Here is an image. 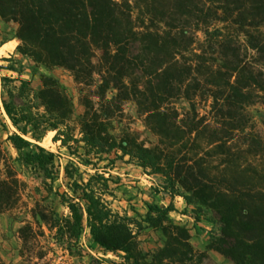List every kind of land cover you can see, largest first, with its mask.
<instances>
[{
	"label": "trees",
	"instance_id": "trees-1",
	"mask_svg": "<svg viewBox=\"0 0 264 264\" xmlns=\"http://www.w3.org/2000/svg\"><path fill=\"white\" fill-rule=\"evenodd\" d=\"M0 20L17 26L16 52L32 62L33 79L40 74L35 89L12 57L0 59L9 63L1 72L18 75L0 77L2 108L15 129L6 140L64 210L33 201L30 217L41 235L23 222L21 256L44 226L71 258L93 246L114 257L91 264H205L176 213L195 229H215L208 249L232 264H264V141L247 112L264 105V0H0ZM56 69L80 88L77 118L49 74ZM178 101L188 105L183 114ZM128 102L145 115L156 147L122 125ZM202 103L210 119L198 111ZM48 136L64 163L38 144ZM119 163L160 177L153 193L171 201L116 210ZM22 186L0 145V214L17 208ZM144 230L164 238L150 255L140 247ZM45 258L39 253L34 264H50Z\"/></svg>",
	"mask_w": 264,
	"mask_h": 264
},
{
	"label": "rangeland",
	"instance_id": "rangeland-1",
	"mask_svg": "<svg viewBox=\"0 0 264 264\" xmlns=\"http://www.w3.org/2000/svg\"><path fill=\"white\" fill-rule=\"evenodd\" d=\"M17 26L13 23H4L0 20V42L6 43L0 47V59H9L10 57L17 64V69L20 72V77L26 80H33V87L35 89L40 88V83L37 77L33 79L31 72L33 71L32 62L27 58H24L17 54L16 46L18 42L14 39V34ZM99 55V54H98ZM9 63L0 61V66L7 67ZM59 80L62 86L65 88L66 93L72 100L74 105V117L77 118L83 112V108L79 103V87L73 81V78L67 71L56 69L49 72ZM1 75H7L11 77H18L17 74L8 73L6 71H0ZM95 83L98 81V77L94 78ZM91 88L90 91H93ZM111 93H109V96ZM4 94L1 91L0 84V145L3 150V154L9 165L13 168L17 178L22 183L21 201L17 208L0 214V259L4 264H34L36 263V255L39 253H45V261L50 264H91L92 259H99L108 261L113 259V256L103 254L98 247L93 246L88 248L89 255L84 256L81 259L71 258L63 250L54 244L53 237L50 232L42 226L44 236H37L36 240H33L28 249L24 250V255L21 256L22 242L19 238V229L24 224L23 222H30L34 224L33 219L30 217V209L33 206V201L39 202L41 205H47L60 214L64 213L63 207L54 196H48L40 189L39 181L35 180L26 168H24L15 159L17 157L16 151L11 147L6 140L8 132H15V129L11 126L10 121L6 117L3 108L2 101ZM180 114H183L188 110V105L184 101H178L175 105ZM198 111L202 115H206L207 119L211 118L209 115V109L205 104H200ZM248 114L251 120V125L255 133L264 141V105L255 104L248 109ZM6 125V128L3 126ZM122 125L129 126L134 131L139 140L147 147H156L159 142L157 138L150 132L145 123V115H143L136 105L132 102H128L124 105V116ZM7 129V130H6ZM52 136L46 137L38 144L44 149L53 153H60L61 162L64 163L67 159L64 152L58 149V144H53L51 141ZM262 164H264V153L261 158ZM82 171L85 168L82 167ZM113 175L121 178V186L117 190L116 200L113 203V207L118 210H124L129 206H133L136 210L142 211L144 202L157 203L160 206H166L171 198L168 194L159 193L154 194L153 189H161L162 180L158 176H148L144 172L132 165L125 163H119L117 169L113 172ZM62 183V178L55 185ZM40 189V192L36 191ZM174 206L177 209H182L184 202L180 198L172 199ZM171 217L177 221L182 220L191 229V244L199 251L206 254L205 264H232L228 259L224 258L219 253L209 250L208 245L210 238L214 236L217 231L209 225L199 224L195 229L192 227V221L188 218H182L176 213H172ZM37 230V225L34 224ZM140 247L147 255L152 254L155 250L162 247L164 244V238L159 232L152 230H144L139 238Z\"/></svg>",
	"mask_w": 264,
	"mask_h": 264
}]
</instances>
